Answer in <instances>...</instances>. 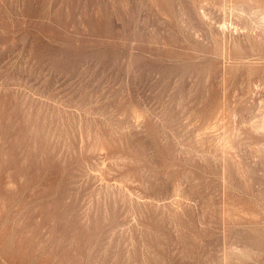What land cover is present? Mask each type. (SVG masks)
<instances>
[{
  "label": "rangeland",
  "instance_id": "1",
  "mask_svg": "<svg viewBox=\"0 0 264 264\" xmlns=\"http://www.w3.org/2000/svg\"><path fill=\"white\" fill-rule=\"evenodd\" d=\"M244 1L0 0V264H264Z\"/></svg>",
  "mask_w": 264,
  "mask_h": 264
},
{
  "label": "bare ground",
  "instance_id": "2",
  "mask_svg": "<svg viewBox=\"0 0 264 264\" xmlns=\"http://www.w3.org/2000/svg\"><path fill=\"white\" fill-rule=\"evenodd\" d=\"M216 1H217V0H216ZM229 1H230V0H229ZM241 1H242V0H241ZM245 1H247V0H245ZM245 1H244V2H245ZM253 1H254V0H253ZM259 1H260V0H259ZM218 2H219V1H218ZM221 2H222V0H221ZM262 2H263V4H264V1H263V0H262ZM219 3H220V2H219ZM219 3H218V4H219ZM224 3H225V2H224ZM224 3H223V4H224ZM226 3H227V2H226ZM226 3H225V4H226ZM228 3H229V2H228ZM231 3H232V2H231ZM241 3H242V2H241ZM257 3H258V0H257ZM259 3H260V2H259ZM221 4H222V3H221ZM221 4H220V5H221ZM237 4L240 6L239 3H237ZM245 4H247V2H246ZM245 4H244V5L242 4L241 7H242V6L245 7V6H246ZM263 4H261V5H263ZM226 5H227V4H226ZM230 5H231V4H230ZM238 5H237V6H238ZM261 5H260V6H261ZM215 6H216V4H215ZM228 6H229V5H228ZM233 6H234V5H233ZM235 6H236V5H235ZM237 6H236V10H237V8H238ZM217 7H218V6H217ZM224 7L226 8V6H224ZM224 7H223V8H224ZM230 7H231V6H230ZM223 8H221V9L223 10V12L226 11V10H224L225 8H224V9H223ZM230 9H231V8H230ZM230 9H229V11H230ZM240 9H241V8H240ZM240 9H239V10H240ZM222 10H221V11H222ZM234 10H235V9H234ZM231 11H232V9H231ZM231 11H230V12H231ZM232 12H233V11H232ZM232 12H231V13H232ZM220 13H221V12H220ZM224 13H225V12H224ZM226 13H227V12H226ZM224 15H225V14H224ZM227 15H228V14H227ZM229 15H230V14H229ZM229 15H228V16H229ZM231 15H232V14H231ZM233 15H234V13H233ZM233 15H232V16H233ZM220 18L222 19L223 16L220 17ZM230 18H231V17H230ZM225 19H226V17H225ZM227 19H228V18H227ZM231 20H232V19H231ZM222 21H223V20H222ZM227 21H229V19H228ZM230 23H231V22H230ZM232 23H233V22H232ZM223 28H224V27H223ZM227 28H228V27H227ZM245 29H246V28H245ZM223 31H224V30H223ZM251 31H252V30H251ZM225 33H226V32H225ZM248 33L251 34L250 31H248ZM226 34H227V33H226ZM261 34H263V33H261ZM247 35H248V34H247ZM251 35H252V34H251ZM256 35H257V34H256ZM249 36H250V35H249ZM249 36H248V37H249ZM250 37H251V36H250ZM263 37H264V35H263ZM252 38H253V37H252ZM256 41H257V40H256ZM226 42H227V41H225V43H226ZM250 42H251V41H250ZM221 43H222V42H221ZM262 44H263V43H262ZM221 45H222V44H221ZM226 45H227V43H226ZM237 45H238V44H237ZM229 46H230V45H229ZM229 46H228V47H229ZM251 46H253V45H251ZM251 46H250V47H251ZM261 46L263 47V45H260V47H261ZM222 47H223V46H221V48H222ZM224 47H225V46H224ZM256 48H257V47H256ZM235 49H236V48H235ZM237 49H238V48H237ZM222 50H223V49H222ZM252 50H253V48H252ZM252 50H248V51L252 52ZM256 50H257V49H256ZM258 50H259V49H258ZM236 51H238V50H236ZM241 51H242V48H241ZM241 51H240V53H238V54H241ZM243 51H244V50H243ZM253 51H254V50H253ZM259 51H260V50H259ZM222 52H223V51H222ZM261 52H262V48H261ZM261 52H260V54H261ZM225 53H226V52H225ZM253 53H254V52H253ZM262 53H264V51H263ZM226 54H227V53H226ZM260 54H259V55H260ZM241 55H242V54H241ZM261 55H262V54H261ZM224 56H225V55H224ZM249 57H250V56H249ZM258 57H259V56H258ZM262 57H263V56H262ZM241 58H242V56H241ZM259 59H260V58H259ZM263 59H264V58H263ZM258 73H259V72H258ZM255 74H256V73H255ZM224 107H225V106H224ZM221 109H222V108H221ZM221 109H219V110H221ZM219 112H221V111H219ZM219 112H217V113H219ZM222 112H223V111H222ZM224 112H226V111H224ZM217 113L215 112L216 115H217ZM226 113H227V112H226ZM222 114H223V113H222ZM216 115H215V116H216ZM218 115H219V114H218ZM220 116H221V114H220ZM224 116H227V114L224 115ZM222 117H223V115H222ZM263 128H264V126H263Z\"/></svg>",
  "mask_w": 264,
  "mask_h": 264
}]
</instances>
